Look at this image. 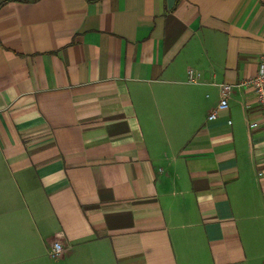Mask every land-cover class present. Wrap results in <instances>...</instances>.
<instances>
[{
  "label": "crops",
  "instance_id": "1",
  "mask_svg": "<svg viewBox=\"0 0 264 264\" xmlns=\"http://www.w3.org/2000/svg\"><path fill=\"white\" fill-rule=\"evenodd\" d=\"M262 54L264 0H0V264H264L263 109L207 120Z\"/></svg>",
  "mask_w": 264,
  "mask_h": 264
},
{
  "label": "built area",
  "instance_id": "2",
  "mask_svg": "<svg viewBox=\"0 0 264 264\" xmlns=\"http://www.w3.org/2000/svg\"><path fill=\"white\" fill-rule=\"evenodd\" d=\"M188 80L192 83H198L202 80L201 72L195 70L194 68H190L188 70ZM248 87L251 88L259 101L263 113H264V54L260 56L257 72L238 82L237 84H231L227 82H222L218 84L219 92H220V101L219 104L213 108L209 114L207 115V120L214 121L218 119L221 115V111L223 109H227L229 106V99L234 91L235 87ZM229 124H232V120L228 121ZM264 124V117L261 122L253 121L249 124V128L256 129ZM67 251V248L63 245V243L59 240L53 241L52 247L49 250V256L51 258L62 257Z\"/></svg>",
  "mask_w": 264,
  "mask_h": 264
}]
</instances>
